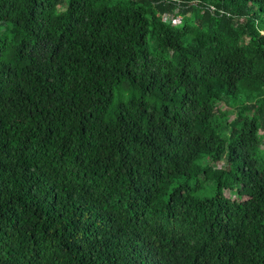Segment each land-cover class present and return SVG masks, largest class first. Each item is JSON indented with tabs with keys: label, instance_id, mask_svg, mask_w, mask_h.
Listing matches in <instances>:
<instances>
[{
	"label": "trees",
	"instance_id": "16d2710c",
	"mask_svg": "<svg viewBox=\"0 0 264 264\" xmlns=\"http://www.w3.org/2000/svg\"><path fill=\"white\" fill-rule=\"evenodd\" d=\"M261 131L264 0H0V264H264Z\"/></svg>",
	"mask_w": 264,
	"mask_h": 264
},
{
	"label": "rangeland",
	"instance_id": "374dc122",
	"mask_svg": "<svg viewBox=\"0 0 264 264\" xmlns=\"http://www.w3.org/2000/svg\"><path fill=\"white\" fill-rule=\"evenodd\" d=\"M222 107L225 108V104L222 103V104H221V108H222ZM261 134L264 135V132L261 131Z\"/></svg>",
	"mask_w": 264,
	"mask_h": 264
}]
</instances>
